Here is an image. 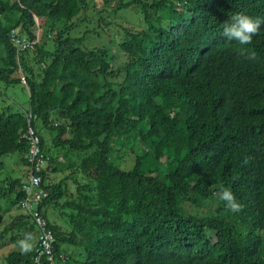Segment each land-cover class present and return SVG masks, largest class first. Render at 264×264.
I'll return each instance as SVG.
<instances>
[{
	"label": "trees",
	"instance_id": "obj_1",
	"mask_svg": "<svg viewBox=\"0 0 264 264\" xmlns=\"http://www.w3.org/2000/svg\"><path fill=\"white\" fill-rule=\"evenodd\" d=\"M112 1L0 0V101L22 76L47 162L41 228L22 206L26 118L0 106V264H264V25L250 45L221 29L264 0ZM126 12L138 30L112 27ZM15 155L22 176L3 175Z\"/></svg>",
	"mask_w": 264,
	"mask_h": 264
},
{
	"label": "clouds",
	"instance_id": "obj_2",
	"mask_svg": "<svg viewBox=\"0 0 264 264\" xmlns=\"http://www.w3.org/2000/svg\"><path fill=\"white\" fill-rule=\"evenodd\" d=\"M262 25H264V18H252L246 14L237 13V14H234L233 16H231L229 18V20H227L226 22H224L221 25L222 36L224 38H226L227 41H235L239 45H250L253 41V38L258 34ZM17 35H18L17 32L15 34V32L12 31L10 40L12 41L14 39L13 37H15ZM20 42L28 44V45L30 43V42H26L24 39H21ZM33 44H34V42H32L31 46ZM21 80H22V84H23L22 87L24 88V90L26 91V93L28 95L29 90H28L27 86L25 85V81H24V78L22 76H21ZM21 112L23 113V115L26 118L27 127H28V123L31 126V119H32L31 112L28 110V108L24 111L21 110ZM27 130H28V128H27ZM35 132H36V130H35ZM36 134H37V132H36ZM46 168H47V162L45 160V164L43 166L42 171L46 170ZM24 177H25V175H24ZM216 195L220 201L224 202L225 207L231 213L238 214L242 211V205L236 200L235 196L233 195V193L231 191L221 187V189L217 192ZM35 208H37V207L35 206ZM40 216H41V214H40ZM41 218H42V216H41ZM52 238H54V237L52 236ZM30 240H31V237L26 236L24 239L19 240L17 242V245H18V247L22 253H27V252L31 251L32 245L30 243Z\"/></svg>",
	"mask_w": 264,
	"mask_h": 264
},
{
	"label": "rangeland",
	"instance_id": "obj_3",
	"mask_svg": "<svg viewBox=\"0 0 264 264\" xmlns=\"http://www.w3.org/2000/svg\"><path fill=\"white\" fill-rule=\"evenodd\" d=\"M116 3V0L112 1V3L110 4L111 6H114V4ZM111 21H113V26H115L116 23L120 24L122 28H127V29H134V30H138L139 27L141 26L140 22L136 19L134 13L132 12H126L125 14L122 15L121 20H117L114 17L111 18ZM38 24V20L36 21ZM118 31V30H117ZM36 42L41 38V30H37L36 31ZM107 43V42H106ZM105 43V44H106ZM107 45H109L107 43ZM98 46H100V42L98 44ZM113 51L117 50L116 46L114 45L113 47ZM7 98L3 101H0V106L2 107H11L12 111H24L28 108V95L26 93V91L24 90L23 87H21L20 85L14 86L13 88H9L5 91L4 94ZM46 136H48L50 138V135L47 134ZM50 142V139L49 141ZM118 151L120 150V147L118 146ZM138 152V151H137ZM119 154V152H118ZM122 154V153H120ZM134 154V153H133ZM131 152H127L123 156L120 155H115V153L113 154V163L115 166L119 167L122 170H130L133 166V159H131L130 157L134 158ZM59 156V155H57ZM19 156L15 155L12 157H6L2 160V163L4 164L3 166V175H11L12 178H17V177H21L23 174V167L21 166V161L19 160ZM123 160V161H122ZM122 161V162H121ZM123 167H122V166ZM61 177V176H60ZM54 180L55 182L60 181L59 175L56 174L54 175ZM16 214L15 209H13L10 213H9V217L10 215H14Z\"/></svg>",
	"mask_w": 264,
	"mask_h": 264
},
{
	"label": "built area",
	"instance_id": "obj_4",
	"mask_svg": "<svg viewBox=\"0 0 264 264\" xmlns=\"http://www.w3.org/2000/svg\"><path fill=\"white\" fill-rule=\"evenodd\" d=\"M13 38L15 39V37ZM18 42L19 41L16 40V44ZM20 45L21 49L28 47V44L25 43H21ZM25 137L29 144L31 166L28 172L25 174L23 181L21 182V189L25 193V202L22 206L29 214H31L35 218L36 224L41 228H44L46 223L41 218L40 214H38L37 208H35V206L37 207L39 202L47 197V193L40 188L42 182L41 177L37 175L42 172L43 166L45 164V159L44 157H42L40 152L39 137L29 123ZM42 239L44 252L48 255L50 254L49 244L51 241H53L51 233L47 232ZM44 252H41L40 254L42 255Z\"/></svg>",
	"mask_w": 264,
	"mask_h": 264
},
{
	"label": "water",
	"instance_id": "obj_5",
	"mask_svg": "<svg viewBox=\"0 0 264 264\" xmlns=\"http://www.w3.org/2000/svg\"><path fill=\"white\" fill-rule=\"evenodd\" d=\"M33 207H34V205H33Z\"/></svg>",
	"mask_w": 264,
	"mask_h": 264
}]
</instances>
